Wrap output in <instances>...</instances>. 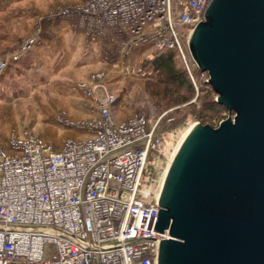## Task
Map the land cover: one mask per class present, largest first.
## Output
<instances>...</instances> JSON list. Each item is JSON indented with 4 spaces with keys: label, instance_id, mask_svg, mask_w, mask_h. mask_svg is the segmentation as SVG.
Here are the masks:
<instances>
[{
    "label": "built area",
    "instance_id": "built-area-1",
    "mask_svg": "<svg viewBox=\"0 0 264 264\" xmlns=\"http://www.w3.org/2000/svg\"><path fill=\"white\" fill-rule=\"evenodd\" d=\"M206 1L74 0L55 13L99 42L106 62L117 54L128 67L131 54L152 60L176 49L197 92L196 72L211 86L187 38ZM101 76L92 74L85 90L93 112L77 122L81 136L57 149L32 132L0 142V264H153L155 241L167 237L153 229V160L163 132L143 111L116 119L115 96L95 82Z\"/></svg>",
    "mask_w": 264,
    "mask_h": 264
},
{
    "label": "water",
    "instance_id": "water-1",
    "mask_svg": "<svg viewBox=\"0 0 264 264\" xmlns=\"http://www.w3.org/2000/svg\"><path fill=\"white\" fill-rule=\"evenodd\" d=\"M187 47L233 117L192 123L158 194L153 264H264V0H207Z\"/></svg>",
    "mask_w": 264,
    "mask_h": 264
},
{
    "label": "rangeland",
    "instance_id": "rangeland-1",
    "mask_svg": "<svg viewBox=\"0 0 264 264\" xmlns=\"http://www.w3.org/2000/svg\"><path fill=\"white\" fill-rule=\"evenodd\" d=\"M73 2L0 0V63H4L0 66V142L12 134L32 132L57 149L64 138L81 136L83 132L77 128V122L93 112L85 90L95 84L91 75L100 72L102 76L95 82L105 85L115 96L111 107L114 117L143 111L150 123L158 119L163 134L161 154L153 160L156 192L166 161L183 130L194 122L215 127L229 112L220 104L213 109L201 106L204 100L213 102L216 94L199 77L201 92L195 91L184 103L166 105V100L161 98L165 93L163 87L170 86L157 85L152 60L141 56L126 57L124 60L130 63L125 67L117 54L113 62L104 64L102 60H87L82 50L70 49L67 43L63 46L59 43L57 52L42 46L38 37L40 23L53 10L55 13L58 7ZM181 32L185 39L186 29L182 28ZM32 36L33 41L23 49ZM156 86L158 91L162 89L160 94L154 92ZM201 113L206 116L203 120L198 117ZM229 117H233V112Z\"/></svg>",
    "mask_w": 264,
    "mask_h": 264
},
{
    "label": "trees",
    "instance_id": "trees-1",
    "mask_svg": "<svg viewBox=\"0 0 264 264\" xmlns=\"http://www.w3.org/2000/svg\"><path fill=\"white\" fill-rule=\"evenodd\" d=\"M151 63L155 70L154 77L156 79L155 82L158 83L157 85L166 84L165 86H170L168 89H164L163 87L165 93L161 98L166 100V105L184 103L188 101L189 95L195 94V89L176 49H168L156 55ZM197 79L198 74L196 72L195 80ZM196 84L198 91L201 92L202 84L198 80ZM158 86L154 88V92L160 94L162 89L158 91ZM210 90L212 91V89ZM216 105L218 103L215 101L209 102L208 100H204L201 102V106L205 109H213V106ZM201 111L203 110L201 109ZM198 117L203 120L206 116L201 113Z\"/></svg>",
    "mask_w": 264,
    "mask_h": 264
},
{
    "label": "crops",
    "instance_id": "crops-1",
    "mask_svg": "<svg viewBox=\"0 0 264 264\" xmlns=\"http://www.w3.org/2000/svg\"><path fill=\"white\" fill-rule=\"evenodd\" d=\"M52 12L40 23L42 25L38 37L42 46L50 50L52 48V50H55L54 52H57V49H60L59 43L62 46L67 43L70 49L79 48V50H82V54L87 60H102L104 64L107 63L104 61L103 54L100 53L99 42H88L82 29L75 27L70 20Z\"/></svg>",
    "mask_w": 264,
    "mask_h": 264
},
{
    "label": "bare ground",
    "instance_id": "bare-ground-1",
    "mask_svg": "<svg viewBox=\"0 0 264 264\" xmlns=\"http://www.w3.org/2000/svg\"><path fill=\"white\" fill-rule=\"evenodd\" d=\"M191 125H192V124H191ZM191 125H189L187 128H185V129L183 130V132L180 134V136H179V138H178L176 144L174 145V147H173V149H172V151H171V153H170V155H169V157H168V159H167V161H166V164H165V166H164V169H163V171H162V173H161V175H160V178H159V180H158V183H157V188H156V192H155L156 196H158V194H159V190H160V187H161V185H162V183H163V180H164V177H165V173H166V171H167V168H168V165H169V163H170V160H171L173 154L175 153L176 149L178 148L179 144L181 143V141L183 140V138H184V137L186 136V134L188 133V131H189Z\"/></svg>",
    "mask_w": 264,
    "mask_h": 264
}]
</instances>
